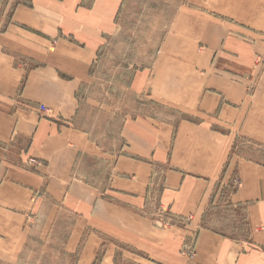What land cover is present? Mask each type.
Listing matches in <instances>:
<instances>
[{
  "label": "crops",
  "instance_id": "1",
  "mask_svg": "<svg viewBox=\"0 0 264 264\" xmlns=\"http://www.w3.org/2000/svg\"><path fill=\"white\" fill-rule=\"evenodd\" d=\"M188 1L128 87L217 127L135 116L113 153L77 122L124 0H2L12 10L0 29V257L17 256L35 218L64 211L76 221L67 242L87 227L82 254L103 248L101 264L116 250L127 264H264V165L232 154L240 136L264 145V0ZM219 185L230 193L217 209L243 210V240L202 227ZM194 227L192 254H178L176 233Z\"/></svg>",
  "mask_w": 264,
  "mask_h": 264
},
{
  "label": "rangeland",
  "instance_id": "2",
  "mask_svg": "<svg viewBox=\"0 0 264 264\" xmlns=\"http://www.w3.org/2000/svg\"><path fill=\"white\" fill-rule=\"evenodd\" d=\"M0 1V29H3L12 6ZM187 10H190L188 0H124L116 19V31L100 50L89 81L81 91L84 109L77 124L104 149L118 152L122 123L135 116L147 115L171 123H176L181 118L190 121L207 120L217 127L213 119L185 113L160 101H151L132 93L128 87L137 72L148 69L153 64L159 49L167 38H170L176 20ZM220 129L229 130L227 127ZM232 154L235 158L248 159L264 165V145L241 136L236 138ZM156 180L149 200L152 212L158 209L157 196L161 188V180ZM219 186L214 191L215 200L212 195L213 201L203 215L202 227L243 240L248 233L243 210L240 207L236 210L217 209L218 205L227 201L230 193V188ZM218 192L220 195H217ZM161 217L165 216L161 213ZM166 220L163 222L167 223ZM75 222L72 215L64 211L57 212L55 221L35 218L32 226L27 229L26 238L17 256L12 259L0 257V264H80L84 261L88 264L91 260L89 264H101L105 257V254H102L103 248H100L98 254H91L92 257L82 254L85 235L89 232L87 227L83 229L76 243L67 242ZM200 227H194L191 236L188 233L186 236L185 233H176L177 239L181 240L180 246L178 243V254H191L195 232ZM176 229L179 232L182 228L178 226ZM96 233L106 241L107 246L113 243L107 234ZM116 247L122 249L119 245ZM116 251L118 253L114 255V264L131 262L122 250ZM134 264L137 262L134 261Z\"/></svg>",
  "mask_w": 264,
  "mask_h": 264
},
{
  "label": "built area",
  "instance_id": "3",
  "mask_svg": "<svg viewBox=\"0 0 264 264\" xmlns=\"http://www.w3.org/2000/svg\"><path fill=\"white\" fill-rule=\"evenodd\" d=\"M41 107H42V106H41ZM41 110H42V111H45L46 108H43V107H42ZM191 254H192V252H191ZM185 255H189V254H185Z\"/></svg>",
  "mask_w": 264,
  "mask_h": 264
}]
</instances>
